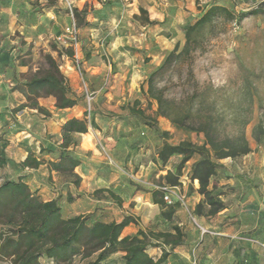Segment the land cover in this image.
Here are the masks:
<instances>
[{"label": "rangeland", "instance_id": "374dc122", "mask_svg": "<svg viewBox=\"0 0 264 264\" xmlns=\"http://www.w3.org/2000/svg\"><path fill=\"white\" fill-rule=\"evenodd\" d=\"M172 1L175 4L180 3L185 14L176 18L179 25L173 34L164 32L168 39L173 38V41L169 40L170 46H165L162 42H150V25L146 23L147 16L141 14L140 10L138 15H123L129 10L125 0H0V14L9 11L13 13V17L19 19L10 31L5 30L4 19L0 20V31H8L0 45V56H13V60L14 57H19L29 62L26 73L19 74V81H23L43 66V56H54L69 80L74 97L78 100V105L74 107L75 115L80 119H87L89 123L93 122V125L89 126L90 140L85 137H75L74 140L78 145L81 139H84L83 145L90 141L84 148L93 147L97 154H87L89 164H95L96 161L91 160L97 158L96 160L101 162L99 172L102 175H112L135 191H143L165 182L156 177V167H153L155 171L142 168L143 165L148 167L147 160L153 161V154H141L139 149L129 152L124 148L128 138L133 140V134L136 136L134 142L141 145L150 129L141 119L131 115L130 109L144 110L151 118V123L171 134L169 142L172 144L182 141L200 144L203 141L202 135L173 125L169 120L157 116V103L141 91L144 86L147 92L146 82L152 74L156 73L154 84L168 101L165 109L175 118L201 109L206 116L221 115L228 126L233 123L234 114H240V121H249L246 135L252 146L256 144L252 137L253 128L264 118V109H260L261 105L264 108V0ZM97 3L102 6L94 8ZM46 4L50 6L44 7ZM78 4H81L83 9H92L89 16L91 27L78 31L80 45L76 55L80 60V71L55 53L59 47L56 38L65 31L67 25L75 22L70 8L73 9ZM213 4L230 9L237 18L242 14L246 17L233 22L220 19L206 26L193 35L188 51L179 55L186 45L185 29L193 25L203 11ZM255 11L260 14L251 15ZM34 15L37 29L29 28L23 31L18 28V24L22 22L33 23ZM112 19H116L120 26L114 28L110 21ZM102 22L103 24H100ZM22 31L24 35H21ZM25 38H28L26 46L17 49L19 42ZM177 45L179 48L175 56L182 57L171 67L159 72V68ZM92 56H99L102 61L103 71L96 76L88 73L83 67V60ZM113 56L136 58L131 76H126L124 70L119 71L117 63L113 62ZM124 61L127 60L124 59L122 63H125ZM125 66H129V63ZM85 85L88 93L92 95L91 101L88 100ZM14 98L15 109L17 103L23 102L24 99ZM40 104L52 111L54 121L53 130L50 135L45 134L48 137L45 139L54 140L58 148L57 143H62L60 124L63 116L55 108L54 98L41 99ZM14 109L9 107L8 110L12 113ZM29 110H26L27 118L41 115L37 111L38 114ZM21 126L23 130L20 131L25 132L16 137L19 140L16 144L20 146L16 147L8 140L2 142L4 150L7 149L6 154L15 164L0 171V184L8 179L18 180L17 171H20L24 147L29 146L26 142H37L34 139L33 127ZM227 128L230 132L231 128ZM75 152L80 153L76 149ZM77 156L81 161H87L83 155ZM179 163V159H173L169 167L175 172ZM223 164L233 171L236 180L225 183L222 176L223 180L217 182L216 194L221 196L228 208L215 217H207V210L204 211V217L196 216L195 201L190 199L192 187L183 178L181 181L185 184H178L186 198V207L181 212L184 223L182 255L188 258L187 262L179 264H264V154L250 155L234 163L224 160ZM13 166L16 171L12 169ZM49 166L52 175L60 174L56 162H51ZM190 166L191 163H188L184 168L183 177L187 176V168ZM137 205L133 202L129 209H135ZM62 206L64 216L85 208L79 205L80 208L76 207V211L69 213L66 206ZM144 208L140 209V213L151 216V212H145ZM154 250L149 251L150 255ZM81 262L78 257L72 264ZM0 264L10 263L2 261ZM41 264L48 263L42 261Z\"/></svg>", "mask_w": 264, "mask_h": 264}, {"label": "trees", "instance_id": "16d2710c", "mask_svg": "<svg viewBox=\"0 0 264 264\" xmlns=\"http://www.w3.org/2000/svg\"><path fill=\"white\" fill-rule=\"evenodd\" d=\"M49 6L46 4L44 7ZM140 12L147 16L148 25L157 24L149 20L146 10L141 8ZM72 13L78 31L91 27L89 16L92 14V9L74 7ZM258 14H260L259 11L251 13V15ZM244 17H246L245 14H242L237 18L230 9L218 4L207 7L200 18L185 29L186 45L179 55L188 51L193 35L206 26L220 19L233 22L242 20ZM4 40L5 36L0 35V45ZM18 45L17 49H21L26 46V41L22 39ZM178 48L179 45L166 58L159 72L171 67L182 57L175 56ZM55 53L58 57L67 56L70 59L75 55L72 48L64 47H57ZM12 57L0 56V71L15 64L29 68V62L23 58L14 57L13 60ZM43 61V66L23 81H19V77H12L16 84L11 91L21 94L25 100L23 104L14 109L12 116L30 109L47 118L51 117L52 113L40 105V100L47 97L55 99V108L58 110L72 109L78 105V100L74 97L69 80L61 71L58 60L52 55H46L43 56ZM155 76L156 73L147 80V92L144 86L141 91L157 103V116L169 120L173 125L203 136L200 144L189 141L172 144L169 142L171 134L151 123V118L144 110L130 109V114L138 117L146 126L153 129L161 140L158 159L162 168L168 165L171 158H181L175 172H168L161 177L165 183L158 186H178L183 177L184 168L191 163L190 186L194 192L193 184L197 181L199 188L196 192L202 197L194 213L201 218L205 216L204 211L207 210V217H215L228 208L221 196L216 194L217 182L220 179L223 180V177L224 179L232 178L227 175L229 171L222 161L228 159L236 161L253 151L246 135L249 121H240L238 119L240 114H234L233 123L227 126L221 115L206 116L201 109L175 118L165 109L168 101L165 100L163 93L157 90L154 84ZM260 109H264L262 105ZM90 125L92 126L93 122L89 123L87 119L73 118L67 121L62 127V143L56 150L59 160L56 166L60 175L65 182L72 183L75 187L80 186L81 180L75 174V170L82 161L75 152L78 143L74 139L76 134H88ZM227 127L231 128L230 132ZM84 137L90 140L89 135ZM252 137L258 144L264 141V118H261L254 126ZM53 151L50 150V152ZM8 165L9 159L4 148L0 147V171ZM21 166L25 169H38L41 164L33 154H29ZM151 192L153 203L163 208L161 216L165 227L161 231L140 229L136 235L123 237V232L128 226L138 225V218L125 216L121 222H105L96 213L65 218L58 200L43 201L37 193L31 191L23 177L18 180H5L0 184V262L41 264L42 261H46L48 264H72L73 260L79 257L81 264H108L113 255L121 253L122 264H168L172 252L183 245V226L174 224V217L178 211L182 212L184 206L179 202L172 205L166 204L163 200L164 193L159 189L152 188ZM104 193H107V197L118 206H122V198L111 190H97L93 196L102 198L105 197ZM73 200L72 196L68 197L69 203ZM151 249H160L161 257L155 259L151 256L149 253Z\"/></svg>", "mask_w": 264, "mask_h": 264}, {"label": "crops", "instance_id": "0c3cea01", "mask_svg": "<svg viewBox=\"0 0 264 264\" xmlns=\"http://www.w3.org/2000/svg\"><path fill=\"white\" fill-rule=\"evenodd\" d=\"M88 1V0H85ZM127 1V7L129 8L128 11H125V13H132V15H138V11L142 8L146 10L149 14V20L152 22H156V25H150V42H154L159 44L162 42L165 46H170L169 40L173 41V38L168 39V35L165 34H173L176 29H178V21L176 18H178L180 15H184L185 12L183 11L182 5L180 3H173L172 0H125ZM86 3V2H85ZM102 6L100 3H97L94 5V8ZM79 9H83V6L81 4H78L76 6ZM6 14H0V20L4 19L5 25L4 28L9 29L10 31L15 25H17L18 18L13 17V13L6 11ZM126 17V16H125ZM33 23H26L22 22L20 25L18 24V28L21 30L25 29H37L38 24L36 22V15L33 16ZM95 21V20H94ZM112 24L114 25V28H117L120 26V23H116V19L110 20ZM100 24H103L100 23ZM71 24L67 25L70 26ZM8 31H0V35L5 36ZM21 32V35H24V32ZM26 42L28 41V38L24 39ZM167 48V47H166ZM153 57L156 59V56H148ZM126 59L127 61H124L125 63H122L123 60ZM101 57L99 56H92L91 58L83 60V67L86 69L88 73L91 75H98L103 71V68L101 67ZM113 62L117 63V66L119 68L120 72L126 71V76H131L134 71V65L136 62V58L134 56H113ZM127 63H129V66H125ZM133 63V65H132ZM26 67H19L17 64L11 65L7 67L5 70L3 69L0 71V147L3 148V141H12L16 147L20 146V144H16L17 141H19L16 137L21 133L25 131L23 130L22 126L30 127L32 126L34 129V136L35 140L37 142H33L32 140H29L26 142L29 146L24 147V155L21 159V162L23 163L29 154H33V156L37 159L38 162H40L41 166L38 169H29V168H23L20 167V171H17L18 177H23L24 181L28 184L32 192L37 193L41 197V199L45 202L58 200L59 205L61 208H63L62 204H64L67 208V211L69 213L71 211H76L79 205H83L85 207L82 210L71 212L72 214H68V216H64L65 218L77 216V215H85L90 213H96L98 217L103 219L105 222H121L125 216H134L135 218L139 219L138 225L131 224L128 226L124 232L123 237L136 235L140 229H153L161 231L163 227H165L162 223V216L161 213L163 211V208L159 205H155L153 203L152 198V188H147L145 191H135L127 187V184L122 183V181H118L116 177H106L99 172L101 162L96 160L97 158H92L91 161H96L95 164H89L90 160L87 159V154H91L90 156H95L97 154V151L94 150V148H84V145H89L90 141L84 143V139H81L77 150L80 152L77 155H83L87 161H83L81 165L76 168L75 174L80 178L82 187H75L72 183H67L63 179V177L60 174H51L49 171V164L51 162H58V154L56 152L57 146L52 139H45L48 138L45 136L46 133L49 135L52 132V125L54 124V121L52 120V116L47 118L45 116L39 115L38 117L34 116L33 118H27L25 116L26 110L22 111V113H18L15 116H12L10 111L8 110L9 107L11 109H14L13 102L16 101L14 97H22L23 96L19 93H13L11 91L12 87L16 84V81L13 80L14 77L18 78L19 74H24ZM13 77V78H11ZM24 99V98H23ZM23 102L17 103V107ZM43 106L42 104H40ZM44 107V106H43ZM47 108V107H45ZM31 113H36L34 110H29ZM51 113L52 111L49 110ZM61 115L63 116V121L60 124V128L63 127V125L73 119L78 118L75 114V109H66V110H59ZM8 113H10V116H8ZM4 115V116H2ZM29 116V115H28ZM36 131V134H35ZM38 134V135H37ZM37 135V136H36ZM88 135V134H85ZM85 135H79L76 134L75 137H81L84 138ZM144 135V133H142ZM31 137V136H30ZM136 136L133 134V140H130L128 138V142L126 145H124L125 149L129 152L140 150L141 154H153V161L147 160L148 167H145V165L142 166L143 169H146L147 171H155L153 167H156L157 174L156 177H164L165 174L168 172H174L172 168L169 167L170 162L173 159H179L180 157H173L169 161L168 165L165 168H162L161 163L158 159V151L162 144L161 140L158 138V135L154 130L148 129L146 132V139L142 141V144L136 146L134 143ZM250 142V141H249ZM34 143V145H32ZM256 143V142H255ZM93 144V143H92ZM264 142L261 144L256 143L255 146H252L250 142V146L252 148V153L249 155L243 157L246 158L250 155L254 154H264ZM57 145H60V142L57 143ZM42 148H47L48 150H43ZM50 150H54L53 152H50ZM5 154L7 153V149L4 150ZM7 158L9 159V165L3 169L6 170L8 168H11V164H15L11 158L6 154ZM230 160V159H228ZM231 163H234L235 161L230 160ZM237 161V160H236ZM223 163V161H222ZM146 164V163H145ZM225 165V164H224ZM227 167V166H226ZM14 166H13V168ZM227 175L232 176L231 179H225V183L235 179L236 175L233 174V171L228 168ZM16 171V170H15ZM189 172L190 167L187 168V176L181 177L188 181L189 184H191L189 180ZM148 173V172H147ZM148 175V174H147ZM151 175V174H150ZM51 177V179H50ZM222 181V180H221ZM180 182L181 179H180ZM185 184V182H182ZM194 192L191 194L190 199H194V206H196L201 200L202 197L196 192V190L199 188V184L197 181L193 184ZM111 190L116 195L120 196L123 200L122 206H118L111 198L108 199V194L104 193L105 197L102 198H95L93 196V193L97 190ZM72 196L74 198L72 203L68 202V197ZM137 203L138 205L135 207V209H129V205L131 203ZM127 204V205H126ZM145 207V212L149 210L151 212V216H146L143 213H140V209ZM181 212L178 211L177 214L174 217V224H177L179 226H183V218L180 216ZM64 215V213H63ZM183 247L176 248L168 261V264H179V263H185L188 261V258H186L184 255H182ZM162 251L160 249H155L153 256L155 259H158L161 257ZM122 256L121 253L113 255L108 264H122L120 257Z\"/></svg>", "mask_w": 264, "mask_h": 264}, {"label": "built area", "instance_id": "2783aa9c", "mask_svg": "<svg viewBox=\"0 0 264 264\" xmlns=\"http://www.w3.org/2000/svg\"><path fill=\"white\" fill-rule=\"evenodd\" d=\"M71 14L73 15V9L70 8ZM56 41L59 47L72 48L75 52V55L72 59L67 56H61L60 59L67 61L72 64V67L77 68L80 71V60L76 55L77 50L79 49V32L75 26V22L68 26L65 31L56 38ZM62 71V70H61ZM85 92L87 94L88 100H92V95L88 93L87 87L85 85ZM156 189L161 190L164 193L163 200L166 204L172 205L175 202L181 203L182 206L186 207L185 196L182 195L179 186L170 187V186H152ZM205 233V232H204ZM53 264V263H50Z\"/></svg>", "mask_w": 264, "mask_h": 264}]
</instances>
